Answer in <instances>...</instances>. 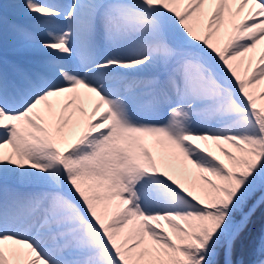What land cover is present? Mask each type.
I'll use <instances>...</instances> for the list:
<instances>
[{
    "label": "snow or ice",
    "instance_id": "obj_1",
    "mask_svg": "<svg viewBox=\"0 0 264 264\" xmlns=\"http://www.w3.org/2000/svg\"><path fill=\"white\" fill-rule=\"evenodd\" d=\"M0 264H264V0H0Z\"/></svg>",
    "mask_w": 264,
    "mask_h": 264
},
{
    "label": "bare ground",
    "instance_id": "obj_2",
    "mask_svg": "<svg viewBox=\"0 0 264 264\" xmlns=\"http://www.w3.org/2000/svg\"><path fill=\"white\" fill-rule=\"evenodd\" d=\"M3 2L8 3V2H11V0H3ZM245 11H247V10H245Z\"/></svg>",
    "mask_w": 264,
    "mask_h": 264
}]
</instances>
